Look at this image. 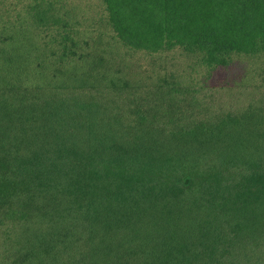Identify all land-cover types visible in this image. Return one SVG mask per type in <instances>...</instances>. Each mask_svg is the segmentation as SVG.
I'll use <instances>...</instances> for the list:
<instances>
[{
	"label": "trees",
	"instance_id": "16d2710c",
	"mask_svg": "<svg viewBox=\"0 0 264 264\" xmlns=\"http://www.w3.org/2000/svg\"><path fill=\"white\" fill-rule=\"evenodd\" d=\"M12 1L0 264H264V99L193 120L195 91L166 84L139 104L110 52L177 49L211 72L264 56V0H99L90 28L74 0Z\"/></svg>",
	"mask_w": 264,
	"mask_h": 264
},
{
	"label": "rangeland",
	"instance_id": "374dc122",
	"mask_svg": "<svg viewBox=\"0 0 264 264\" xmlns=\"http://www.w3.org/2000/svg\"><path fill=\"white\" fill-rule=\"evenodd\" d=\"M74 4L78 8L71 10L69 15L74 19L78 18L81 27L104 24V10L99 0H74ZM21 5L22 3L16 4L12 0H0V15L5 16L6 10L19 9ZM83 37L81 47L86 48L84 42H87V37ZM88 46L91 47L92 44ZM110 52L113 71H120L127 82L136 84L130 86V89L136 97L142 98L139 99V104L141 100L150 98V93L155 88H163L166 84L195 91V101L190 102V105L185 102L182 107L185 115L193 120L213 118L222 112L237 113L253 100L256 102L264 99V56L236 59L231 66L211 72L198 63L194 56L177 49L146 53L131 52L120 47L111 49ZM160 110L164 113L165 105Z\"/></svg>",
	"mask_w": 264,
	"mask_h": 264
}]
</instances>
